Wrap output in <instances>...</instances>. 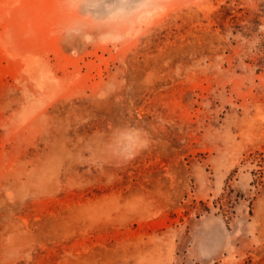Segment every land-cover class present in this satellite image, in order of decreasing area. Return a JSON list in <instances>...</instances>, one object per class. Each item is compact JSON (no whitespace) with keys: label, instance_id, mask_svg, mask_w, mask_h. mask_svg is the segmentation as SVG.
I'll list each match as a JSON object with an SVG mask.
<instances>
[{"label":"rangeland","instance_id":"rangeland-1","mask_svg":"<svg viewBox=\"0 0 264 264\" xmlns=\"http://www.w3.org/2000/svg\"><path fill=\"white\" fill-rule=\"evenodd\" d=\"M0 264H264V0H0Z\"/></svg>","mask_w":264,"mask_h":264}]
</instances>
